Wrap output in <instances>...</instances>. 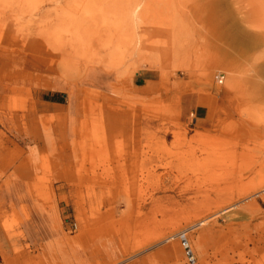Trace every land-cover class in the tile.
Listing matches in <instances>:
<instances>
[{"label":"rangeland","instance_id":"374dc122","mask_svg":"<svg viewBox=\"0 0 264 264\" xmlns=\"http://www.w3.org/2000/svg\"><path fill=\"white\" fill-rule=\"evenodd\" d=\"M261 1L0 0V165L34 124L32 89L62 84L77 116L79 161L58 198L41 157L39 195L60 208L49 264H186L182 235L196 264H264ZM253 9L255 51L232 31ZM137 74L152 81L133 87ZM17 223L0 214L3 231Z\"/></svg>","mask_w":264,"mask_h":264},{"label":"crops","instance_id":"0c3cea01","mask_svg":"<svg viewBox=\"0 0 264 264\" xmlns=\"http://www.w3.org/2000/svg\"><path fill=\"white\" fill-rule=\"evenodd\" d=\"M139 76L131 79L133 87L146 86L145 82L152 81ZM49 84L47 88L32 89L27 111L29 121L35 124L43 120L48 124H29L22 129V137L13 147L21 151L20 155L0 165V201H5L0 214L4 211L18 219L13 232H5L0 226V264H49V240L53 238L51 231L56 228L60 208L56 206L55 210L53 202L48 204L39 195L41 157L49 156L51 170L46 185L49 196L54 198L59 197L64 187L59 172L79 161L76 113L70 108L63 85ZM193 111L194 125L202 126L207 112L198 106ZM63 256L61 261L68 262L69 256Z\"/></svg>","mask_w":264,"mask_h":264},{"label":"bare ground","instance_id":"6f19581e","mask_svg":"<svg viewBox=\"0 0 264 264\" xmlns=\"http://www.w3.org/2000/svg\"><path fill=\"white\" fill-rule=\"evenodd\" d=\"M133 1H141V0H133ZM147 1H151V0H147ZM152 1H154V0H152ZM155 1H166V0H155ZM190 1H192V0H190ZM196 1H199V0H196ZM200 1H206V0H200ZM211 1H218V0H211ZM223 1V0H222ZM224 1H227V0H224ZM254 1V0H253ZM256 1V0H255ZM261 1V0H260ZM264 1V0H263ZM263 1H261V4H263L264 2ZM248 3L250 2V1H247ZM257 2H258V0H257ZM224 3V2H223ZM243 3H244V1H243ZM258 3H260V2H258ZM139 5V4H138ZM138 5H136V7H135V9H133V14H137V11H138V8H139V6ZM244 5V4H243ZM258 5V4H257ZM249 6H251V5H249ZM254 6V5H253ZM260 7V6H259ZM258 7V8H259ZM263 7V6H262ZM262 7H260L261 8V11H263V9H262ZM253 8H255V7H253ZM246 10H248L249 11V8L247 9L246 8ZM246 10H244L245 12H247ZM254 10V9H253ZM258 10V9H257ZM260 10V9H259ZM243 11V10H242ZM255 11L256 10H254V11H252V12H254L253 13V17L255 18V16H256V14H255ZM225 12V11H224ZM262 13V12H261ZM264 13V12H263ZM262 13V14H263ZM223 14V13H222ZM247 14V13H246ZM255 14V15H254ZM214 15V14H213ZM218 15V14H217ZM221 15V14H220ZM245 15V14H244ZM252 16L251 14H248V15H245V16H243L242 18V20L240 21V23H241V26L240 25H234V30H232V31H234L235 32V42L236 41H238L239 43H241V45H243L247 50H253L254 49V51H255V49L257 48L258 49V47H260V44H261V38H262V36L260 35V31H261V26H259L260 24H257V20H256V18H255V20L253 19V17H252V19L251 18H249L250 16ZM258 15V14H257ZM264 15V14H263ZM223 16V15H222ZM226 17V16H225ZM213 18V17H212ZM236 18V17H235ZM240 18H241V16H240ZM261 18V17H260ZM214 19H215V17H214ZM227 19V18H226ZM211 20V19H210ZM261 20V19H260ZM208 21V20H207ZM221 20H219V22H220ZM233 21V20H232ZM231 21V22H232ZM219 22H216V24L215 23H213V20H212V23L214 24V26L215 25H217V23L218 24H220ZM224 22V21H223ZM222 22V23H223ZM235 23V22H234ZM205 24H207V22H205ZM209 24H211V21H210V23L208 22V27H210V25ZM201 25H202V23H201ZM222 25V24H221ZM220 25V26H221ZM229 25V24H228ZM213 26V25H212ZM213 26V27H214ZM223 26V25H222ZM224 26H225V24H224ZM203 27V26H202ZM207 27V28H208ZM219 27V26H218ZM226 27V26H225ZM215 28V27H214ZM214 28H212L213 30H214ZM217 28V27H216ZM224 28V27H223ZM230 28V27H229ZM232 28V27H231ZM202 29V28H201ZM221 29V28H220ZM219 29V31H220V33H224V31H225V29H224V31H222L221 32V30ZM233 29V28H232ZM206 31H211V30H206ZM216 31V30H215ZM218 31V32H219ZM227 31V30H226ZM233 32V33H234ZM215 33V32H214ZM214 33H212V34H214ZM226 33V32H225ZM264 33V32H263ZM209 34H211V33H209ZM218 34V33H217ZM216 34V35H217ZM216 35H213L214 36V38H215V36ZM213 36H212V38H213ZM234 36V35H233ZM217 37V36H216ZM220 37H222V35H220ZM264 37V36H263ZM228 38V37H227ZM222 39V38H221ZM216 40V39H215ZM218 40V39H217ZM216 40V41H217ZM264 40V39H263ZM232 40H228V43H231L232 44V42H231ZM220 42V41H219ZM224 42V41H223ZM227 42V41H226ZM224 44V43H223ZM234 44V43H233ZM236 45V44H235ZM263 45H264V41H263ZM223 46H225V44L223 45ZM243 46H242V48H243ZM161 48H157V47H154L153 48V50L154 49H156V52H158V53H160V54H162V51H163V53H165V52H167L166 51V49H164L162 46H160ZM171 52H172V49H171ZM249 52V51H248ZM251 52H253V51H251ZM250 53V52H249ZM246 54V53H245ZM248 54V53H247ZM252 55V54H251ZM253 56V55H252ZM252 56H250L251 58H252ZM247 57V56H246ZM254 59V61H257V59H256V57H253ZM247 59V58H246ZM245 59V60H246ZM248 60V59H247ZM252 61V60H251ZM254 61H253V65L252 66H250L249 68H248V72H251L252 73V76H250L251 77V80H252V78H258L259 77V67H258V65H256V62H255V64H254ZM250 62V61H249ZM248 62V63H249ZM246 63V62H245ZM247 63V64H248ZM252 64V63H251ZM244 65V64H243ZM245 70V71H246ZM245 73V72H244ZM262 75V74H261ZM248 80H250V79H248ZM248 82V81H247ZM247 82L245 83V84H247ZM249 83H250V81H249ZM255 83H256V81H255ZM261 84V83H260ZM259 84V85H260ZM262 85V84H261ZM260 87V86H259ZM258 87V88H259Z\"/></svg>","mask_w":264,"mask_h":264},{"label":"built area","instance_id":"2783aa9c","mask_svg":"<svg viewBox=\"0 0 264 264\" xmlns=\"http://www.w3.org/2000/svg\"><path fill=\"white\" fill-rule=\"evenodd\" d=\"M222 81H223V77L218 76L217 77L218 84H221ZM74 227H75V225H74ZM179 242H180V245H181V248L183 251V256H184V259L186 261V264H196V258L194 256V253L191 250L189 243H188V241L184 235L179 237Z\"/></svg>","mask_w":264,"mask_h":264}]
</instances>
